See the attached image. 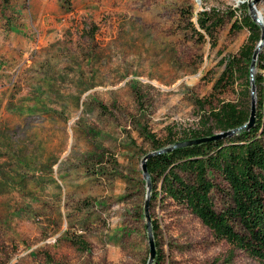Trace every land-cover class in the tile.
<instances>
[{"label":"rangeland","instance_id":"1","mask_svg":"<svg viewBox=\"0 0 264 264\" xmlns=\"http://www.w3.org/2000/svg\"><path fill=\"white\" fill-rule=\"evenodd\" d=\"M250 1L0 0V264H148L146 131L167 146L249 103L245 68L217 82ZM203 10L221 20L211 34ZM150 214L154 264H263L164 193Z\"/></svg>","mask_w":264,"mask_h":264},{"label":"trees","instance_id":"2","mask_svg":"<svg viewBox=\"0 0 264 264\" xmlns=\"http://www.w3.org/2000/svg\"><path fill=\"white\" fill-rule=\"evenodd\" d=\"M211 19L207 10L199 12L197 18L200 29L210 34L221 22L216 18L210 23ZM233 28H248V41L238 58L225 60V70L217 84L233 81L238 69L245 68L248 74L251 73L254 50L261 38V26L252 18L247 2L241 5L240 18L235 20ZM256 67L263 72L254 75L257 107L256 121L251 128L152 155L147 165L152 178V198L164 193L173 201L187 205L217 237L225 238L264 264V49L258 55ZM247 84L249 103L223 101L219 107L206 113L200 129L188 131L167 146L245 124L251 111L250 76ZM200 104L202 106L203 102ZM146 132L155 150L167 147L156 138L155 133ZM214 173L222 176L227 182L226 187L214 181ZM215 190L228 196L226 204L220 208L214 201ZM156 227L153 223V229Z\"/></svg>","mask_w":264,"mask_h":264},{"label":"water","instance_id":"3","mask_svg":"<svg viewBox=\"0 0 264 264\" xmlns=\"http://www.w3.org/2000/svg\"><path fill=\"white\" fill-rule=\"evenodd\" d=\"M259 0H252L250 1L249 4V9H250V14L254 21L258 23L261 26V38L259 42L257 43V46L254 50L251 66H250V71H251V111H250V117L249 120L243 124L242 126H239L234 129H230L227 131H219L215 132L214 134L210 136H204L200 138H195V139H188L185 141H179L173 145L164 147L159 150H154L149 153H147L143 159H142V171H143V177L145 180L146 184V197H145V202H144V214L146 218V227H147V232H148V240H149V245H150V255L148 259V264H154L155 258L157 256V248H156V243H155V238H154V230H153V224H152V218L150 214V203L152 199V178L151 174L148 170V165L147 161L148 158L152 155H157L166 151H170L176 147L184 146V145H192V144H199L207 141H212L216 140L222 137H226L228 135L235 134L243 129H249L251 128L255 121H256V107H257V86L254 80V75L253 72L256 69L257 65V59L258 55L261 50L264 48V18L260 11L256 7V3Z\"/></svg>","mask_w":264,"mask_h":264}]
</instances>
